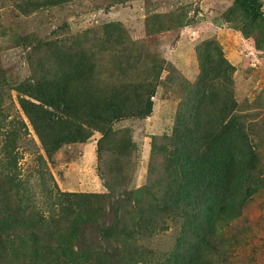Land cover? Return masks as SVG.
Returning a JSON list of instances; mask_svg holds the SVG:
<instances>
[{
	"label": "trees",
	"instance_id": "obj_1",
	"mask_svg": "<svg viewBox=\"0 0 264 264\" xmlns=\"http://www.w3.org/2000/svg\"><path fill=\"white\" fill-rule=\"evenodd\" d=\"M54 1L60 0H0V16L18 31L17 47L30 49L23 80L10 79L0 64V264H152L154 254L148 260L139 243L170 230L177 242L157 264L225 263L219 238L264 188L258 117L240 109L233 90L222 101L235 67L216 41L204 44L200 103L187 107L188 119L180 116L173 136L155 141L148 181L137 185L138 144L119 124L153 114L165 67L147 70V41L125 38L120 24L63 36L51 31L44 13L24 17L15 9ZM226 14L243 36L257 32L256 47L264 51V0H234ZM183 17L156 13L151 29L161 32ZM12 93L25 116L17 123L8 119ZM30 128L44 154H36L39 178L23 179L21 150L32 155L38 146ZM95 133L106 192H61L48 164ZM36 187L47 191L48 211Z\"/></svg>",
	"mask_w": 264,
	"mask_h": 264
},
{
	"label": "rangeland",
	"instance_id": "obj_2",
	"mask_svg": "<svg viewBox=\"0 0 264 264\" xmlns=\"http://www.w3.org/2000/svg\"><path fill=\"white\" fill-rule=\"evenodd\" d=\"M29 6L17 5L15 9L22 12L20 14L24 17L44 13V21L51 23V31L63 36L71 31L79 33L102 25L120 24L125 38L147 41V55L143 57L147 70L155 64L164 65L163 77L154 98L153 114L146 120H127L119 124L120 128L131 131L138 144L135 184L144 185L148 181L155 141L159 144L163 138L173 136L180 116L188 119L187 107L200 103V86L204 79L201 55L204 44L211 40L220 45L225 58L235 67L231 89L224 92L222 101H226L233 92L240 109L258 117L256 148L259 152V169L264 173V51L256 47L254 38L257 32L247 38L231 27L230 22H234V19L226 22V13L234 6V0H60ZM30 12L33 13L27 15ZM156 13H179L184 17L181 21L167 24L164 30L158 32L151 29ZM0 25L6 28L5 31L0 28V64L10 79L19 82L29 73L24 54L30 49L17 47L19 42L15 32L18 31L1 16ZM168 76L171 78L169 81L165 80ZM215 85L222 87L224 82ZM11 96L15 104L8 119L17 123L20 116L23 119L25 116L18 106L17 94L12 93ZM29 138L38 144L37 151L30 155L21 150L24 157L19 167L23 179L28 174L36 179L40 176L35 169L36 156L44 153L31 128ZM99 138L100 134L95 133L86 143L65 146L57 159L48 164V172L61 192H106L98 176ZM158 156L162 160V156ZM36 191L38 204L42 210H47L48 205L42 204L47 191L40 187H36ZM223 234L219 242L226 248L227 261L222 264H264V188L246 203L242 217L226 228ZM177 237V231L170 230L161 237L139 244L148 248L144 255L148 260L151 261L154 254L152 264H157L177 242Z\"/></svg>",
	"mask_w": 264,
	"mask_h": 264
}]
</instances>
